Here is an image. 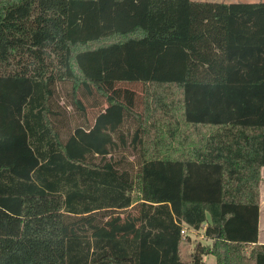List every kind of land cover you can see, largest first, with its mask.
Segmentation results:
<instances>
[{
  "label": "trees",
  "instance_id": "16d2710c",
  "mask_svg": "<svg viewBox=\"0 0 264 264\" xmlns=\"http://www.w3.org/2000/svg\"><path fill=\"white\" fill-rule=\"evenodd\" d=\"M262 167L264 1L0 0V264H264Z\"/></svg>",
  "mask_w": 264,
  "mask_h": 264
},
{
  "label": "rangeland",
  "instance_id": "374dc122",
  "mask_svg": "<svg viewBox=\"0 0 264 264\" xmlns=\"http://www.w3.org/2000/svg\"><path fill=\"white\" fill-rule=\"evenodd\" d=\"M198 1H224V2H236L240 0H198ZM191 241L189 243H184L181 247V254L183 258H186L187 255L191 252L194 244L196 242L206 243L203 239L201 233L191 232L190 233ZM259 238L260 240L264 239V209L261 211L259 216ZM205 264H215V260L212 256L204 257Z\"/></svg>",
  "mask_w": 264,
  "mask_h": 264
},
{
  "label": "crops",
  "instance_id": "0c3cea01",
  "mask_svg": "<svg viewBox=\"0 0 264 264\" xmlns=\"http://www.w3.org/2000/svg\"><path fill=\"white\" fill-rule=\"evenodd\" d=\"M259 1H264V0H240L236 2H259ZM260 175H261V182L259 185V191H260L259 216H260L261 211L264 209V167L261 168ZM258 228H259V218H258ZM258 242L260 244H264V239L260 240L258 236Z\"/></svg>",
  "mask_w": 264,
  "mask_h": 264
}]
</instances>
